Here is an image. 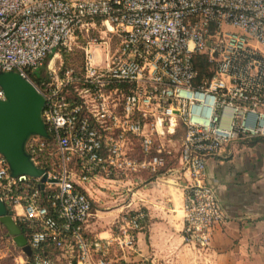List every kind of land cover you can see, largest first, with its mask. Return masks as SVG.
I'll return each instance as SVG.
<instances>
[{
  "label": "built area",
  "instance_id": "obj_1",
  "mask_svg": "<svg viewBox=\"0 0 264 264\" xmlns=\"http://www.w3.org/2000/svg\"><path fill=\"white\" fill-rule=\"evenodd\" d=\"M98 23L110 39L90 36ZM80 37L83 67H51L37 87L27 71L72 52ZM196 56L207 58L209 75ZM3 72L19 73L45 99L49 137L32 136L26 149L54 182L42 190L40 179L13 178L0 154V200L31 229L30 264H163L140 255L144 207L124 211L107 236L92 234V189L157 178L174 153L192 178L185 244L211 248L228 216L206 182L207 159L264 140V0H0Z\"/></svg>",
  "mask_w": 264,
  "mask_h": 264
},
{
  "label": "crops",
  "instance_id": "obj_2",
  "mask_svg": "<svg viewBox=\"0 0 264 264\" xmlns=\"http://www.w3.org/2000/svg\"><path fill=\"white\" fill-rule=\"evenodd\" d=\"M169 159L162 174L144 175L138 186L109 187L100 180V186L110 188V200L100 206L104 210H96L92 234L107 236V226L124 211L144 207L148 218L138 234L141 256L155 255L163 264H264V144L231 143L207 159L206 182L216 189L228 221L215 230L206 251L185 244V189L192 178L177 153Z\"/></svg>",
  "mask_w": 264,
  "mask_h": 264
},
{
  "label": "water",
  "instance_id": "obj_3",
  "mask_svg": "<svg viewBox=\"0 0 264 264\" xmlns=\"http://www.w3.org/2000/svg\"><path fill=\"white\" fill-rule=\"evenodd\" d=\"M0 86L5 93V99L0 100V154L7 161L13 178L28 176L40 179L43 190L45 183L54 181L48 179L45 169L35 164L26 144L32 136L49 137L42 118L45 99L29 80L17 72H3ZM13 216L12 206L0 200V223L7 236L28 259H32L34 251Z\"/></svg>",
  "mask_w": 264,
  "mask_h": 264
},
{
  "label": "rangeland",
  "instance_id": "obj_4",
  "mask_svg": "<svg viewBox=\"0 0 264 264\" xmlns=\"http://www.w3.org/2000/svg\"><path fill=\"white\" fill-rule=\"evenodd\" d=\"M100 35H102L103 37L107 35V38L105 39H110V34L105 31L101 23H98L97 31L92 33L90 36L98 37ZM111 37L114 42H117V38L115 36ZM86 40L87 38L80 37L76 48L72 52H58V54L54 55L46 65H44L40 69H36L33 71L40 77H45L51 67L58 71L60 68L65 67L66 63H69L68 68H73L76 70L81 69L85 61V54L81 47L84 46ZM92 191L95 209L94 211L96 212V210H104L103 208L101 209L100 206H102L106 201L110 200V188H99L95 186ZM103 224H105V222ZM0 252L1 256L3 257L1 260V264H30L27 257L22 253L21 249L16 247L12 238H9L7 236L6 229L2 224H0ZM60 257L62 258V256ZM61 261V263L66 264L63 258Z\"/></svg>",
  "mask_w": 264,
  "mask_h": 264
},
{
  "label": "trees",
  "instance_id": "obj_5",
  "mask_svg": "<svg viewBox=\"0 0 264 264\" xmlns=\"http://www.w3.org/2000/svg\"><path fill=\"white\" fill-rule=\"evenodd\" d=\"M51 57L52 56H50L47 59L45 65L51 60ZM194 63H195L196 68L199 70L201 76L209 75L210 64H209V62H208V60H207V58L205 56H196L194 58ZM68 65H69V63H66L65 68H68ZM27 72L29 73L32 82L37 87H39L41 85V83L44 81L43 78L40 77L37 73H35L33 70H28ZM258 143H263L264 144V140L258 138V139H254V140L248 141V142H246L244 144L255 145V144H258ZM17 224L20 227L23 235L29 240V236H30V233H31V229H30L29 225L24 224V223H19V222ZM6 234H7V231H6ZM46 253L47 252H42L43 255H46Z\"/></svg>",
  "mask_w": 264,
  "mask_h": 264
}]
</instances>
